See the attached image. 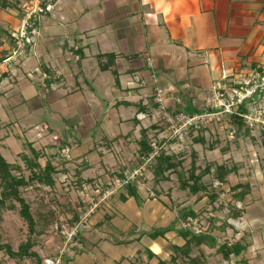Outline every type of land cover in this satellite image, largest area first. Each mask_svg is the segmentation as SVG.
Returning <instances> with one entry per match:
<instances>
[{"label": "crops", "instance_id": "1", "mask_svg": "<svg viewBox=\"0 0 264 264\" xmlns=\"http://www.w3.org/2000/svg\"><path fill=\"white\" fill-rule=\"evenodd\" d=\"M52 6L36 21L31 46L18 52L0 40V154L13 164L18 154L29 155L30 147L43 154L41 167L46 161L53 166L62 162L72 174L79 166L81 178L92 179L100 192L112 178L122 180L126 171L137 168L143 132L146 139L158 134L165 138L156 111L158 92L166 111L194 114L224 76L241 81L242 73L251 74L249 65H264V0H57ZM5 12L0 10L1 17ZM16 15L11 23L19 25ZM138 113L144 114L142 121L136 119ZM216 123L204 132L223 134L229 144L227 150L220 148L222 155L239 156L241 139L239 144L234 137L230 141L225 131L229 125ZM59 146L67 147L68 163ZM198 146H193L195 152ZM59 176L62 181L70 175ZM173 177L177 179L170 174L155 184L146 169L135 184L137 196L124 201L120 196L127 195L126 189L118 186L90 213L93 238L75 263L168 262L172 247L181 248L189 239L180 235L179 225L181 213L191 210L201 219L211 214L216 228L209 232L206 222V230L215 243H240L245 249L224 260L218 245L188 241L186 259L264 264V184L254 185L253 198L238 202L243 208L237 209L239 216L222 219L217 209L221 197L210 205L207 192L182 196L185 191L177 181L168 185ZM213 181L206 175L201 184L215 191ZM155 230L164 231L163 236L150 238Z\"/></svg>", "mask_w": 264, "mask_h": 264}, {"label": "trees", "instance_id": "2", "mask_svg": "<svg viewBox=\"0 0 264 264\" xmlns=\"http://www.w3.org/2000/svg\"><path fill=\"white\" fill-rule=\"evenodd\" d=\"M57 0H46L47 4L54 5V3ZM0 10L6 11V10H14L17 13L20 14L19 19L23 17V10L18 4L17 0H0ZM47 13L45 10L42 14ZM40 14V15H42ZM34 24H36V21L38 20V17L32 18ZM4 34L9 42H14V39L9 35H7L5 32H2L0 29V35ZM1 40V36H0ZM101 57H98V64L101 70H104V66L101 64ZM249 68H251V74L247 77L249 78H255V75L258 76L257 83L261 84L264 83V65L256 67V65H249ZM48 75V74H47ZM227 76L222 78V83L219 82V84L225 86L223 83L227 81ZM231 80V79H230ZM252 80V79H250ZM230 82L231 87L234 89H241L243 90L245 87H250L252 85V82L250 84H247V86H244L242 81H234L231 80ZM208 99V98H207ZM206 99V100H207ZM264 100V86L259 87L255 90V92L248 98L247 100L243 101L242 104L236 108L233 109V112L231 114L221 115L216 122L225 121L229 128H231L234 133V139L237 140L241 136L249 135L250 129L247 128L240 115L243 113H247V109L251 104H255V106L258 107V104L261 100ZM205 100V101H206ZM204 101V103H205ZM203 103V104H204ZM158 108V103L156 104V109ZM141 109H144V107ZM212 111V110H210ZM213 112L217 113L216 110ZM179 113V112H176ZM202 113V110L198 112H194V114L190 115H198ZM223 117V118H222ZM137 119V118H136ZM215 123V121L213 122ZM234 129H233V128ZM149 128V127H148ZM150 128H155V126H151ZM149 128V129H150ZM208 128V125H202L199 129L200 131H206ZM188 137H191L186 141V146L190 147L189 157V168L186 171H183L182 164L185 161L183 156L187 153L183 150V153H171L170 155H167L163 148L166 145L174 143L176 140H170L168 138H164L157 142V155L151 160V163L147 166L146 169H149V172L152 174V178L154 180V183L157 184L158 182H165L168 180V177L170 174H175L177 176L178 181V188L182 191L187 190L188 193L191 196L198 195L200 192H207L208 196L207 199L209 200V204L212 205L216 200L217 197L220 196V194L225 193V187H228V191L226 193H232V196L229 194L230 200L228 201L230 203L231 199L235 200V202H243L244 196L249 191L248 185L244 183H239L236 186H229L226 184L225 177L227 175H230L235 171V168L228 167L225 164L217 165L213 171H211L210 164L205 165L204 168L200 169L196 164V154L195 151L192 149L193 144H199L203 145L204 139L203 136H198L197 134L192 135L191 132L188 134ZM261 139H260V145L263 151V162H264V132H260ZM141 140L138 143L139 149L137 151V163L136 167H140L144 164L145 160L148 158V156L153 153V148L150 147V141L146 139L145 132L142 133ZM212 143V142H211ZM55 145V143H54ZM67 147H58L59 152H65V163L70 160L69 155L66 150ZM206 148L209 150H213L215 148V142L212 144H206ZM29 155L20 153L18 154L17 158L18 161L10 164L7 163L6 160L2 157L0 154V210L6 209V210H15L18 214V216L21 218L23 224L26 228V240L24 243H21L16 251H12L11 247L9 245H1L0 251L4 252L6 256L10 259L16 260L17 262L24 261L26 259H32L36 264H39L40 260L36 252H34L32 249L35 246L36 242L34 240L35 236L40 235L39 231L36 230L37 227L41 224L42 220H45V223H49L51 220H47L44 216L40 217V220L37 221L35 217H33L29 204L26 202V200L23 197V194L26 190H31L41 193L43 189H53L55 188V184L57 183V180L61 179L62 177L59 175H70L69 178H66L65 180H60V183H63L61 185L70 186L76 190H79L81 194H85L88 192L85 188L93 187L95 184H93V180H84L81 178V169L76 167H73L72 174H68V170L64 168L65 164L62 162H59L57 166H53L51 162L46 161L45 165L41 167L38 164V159L43 156L40 152H36L32 150L30 147L28 148ZM65 150V151H64ZM223 153V150H221ZM53 157H56V154L53 155ZM146 172V171H145ZM213 173V178L216 182H218L223 188L219 191H207V188L202 186L201 179L202 177L206 175H210ZM119 179H121L119 177ZM140 179V178H138ZM66 181V182H65ZM64 185V186H65ZM67 188V187H66ZM93 187L92 189H94ZM126 189V196H120L121 201L126 200L128 197H136L137 196V187L134 183L130 182L125 186ZM211 190V188H210ZM234 193V194H233ZM81 199V197H80ZM82 200V199H81ZM11 201L12 204L6 205V202ZM83 203V204H82ZM15 204L18 205V207L15 206ZM81 206H84L85 208H89V204L83 202V200L78 202L77 207L82 211H85L81 208ZM219 210L222 209V203L217 206ZM225 207L229 208V211L227 214L229 217L234 218L241 214V211L235 209L234 205L231 206L229 204H226ZM74 225L77 223H81V220H79L78 215L74 214ZM201 215V214H200ZM199 213H194L191 210H187L181 213V220L185 219L186 217H198L200 216ZM213 218H208L207 224L208 228L210 225V221ZM43 224H41L42 226ZM46 225V224H45ZM207 233V230L204 231L200 235H193L188 231H181L180 235L182 237H189L188 241H191L193 243H201L202 241L207 242L210 246H216L218 245L215 243V239L211 236H209V233ZM78 233V232H77ZM164 231L155 230L151 234H149V237L152 239H156L157 237L163 236ZM77 236V234H76ZM75 239V238H74ZM186 241L185 245L181 248L172 247L173 256L170 257L168 262H160L158 264H178V260L180 258H185V260L181 259V263L179 264H203V261H201L198 257L196 258H187V255L190 252L189 248V242ZM245 247L241 245L240 243L236 244H228L227 241H224L220 243L217 246V252L221 255L222 259L228 260L230 256H238L242 250H244ZM150 254V252L148 253ZM63 258V257H62Z\"/></svg>", "mask_w": 264, "mask_h": 264}, {"label": "rangeland", "instance_id": "3", "mask_svg": "<svg viewBox=\"0 0 264 264\" xmlns=\"http://www.w3.org/2000/svg\"><path fill=\"white\" fill-rule=\"evenodd\" d=\"M17 1H18L19 6L21 3L25 4L24 1H21V0H17ZM16 14L17 12L14 10H6L5 15L3 14V17H1L2 15H0V29L2 30V32H5L8 36L10 35L11 32H13V30H15L18 27V25L11 23V19L17 16ZM40 17L41 16H39V18ZM0 36H1V39H4L5 45H7V43L9 42L8 38L4 34H1ZM10 44L12 46L13 45L15 46L14 42H10ZM244 74L245 73H242L240 75V78H241L240 80L243 82V84L244 82H247L248 80L247 77L249 76L247 75L246 77L244 76ZM238 79H236L235 81H237ZM249 79H254V78H249ZM230 82L232 81L228 80V81H225V83H223L225 85V92L228 94H231L232 89H233L231 87ZM218 84L219 83L217 82L215 85L218 86ZM215 85H213V87H215ZM213 92H214L213 89L210 88V93L213 94ZM214 96H217V95L214 94ZM224 97H227V95H224ZM262 104L263 103H261L260 105L258 104V108L264 111V105ZM203 108H205V105L202 106V110ZM37 130L38 132H40L39 129ZM231 130H232L231 128H228L227 130H225L226 134L227 132L229 133ZM260 132L261 131H259V127H258L255 130H251V132H249V135L242 136V138L239 137V139H241L240 140L241 143L239 144L238 143L239 141L236 140V144H239L238 145L239 152H237L239 153V156H234V155L231 156L229 155V153L228 154L225 153L223 155L221 153L222 152L221 149L224 148L227 150V146L229 144V142L225 140V138L223 137L224 136L223 134L221 135V133L218 134L216 132L208 136L207 132L196 130V134L198 136L202 135L203 139L205 140L204 141L205 144L203 145H199V144L192 145V149L194 145L195 146L199 145L196 148L197 151L195 152L197 166L200 169H202L205 167V165L210 164L211 171H213L217 165H221V164H225L230 168L235 166L234 167L235 171L225 177L226 184H228L231 187L233 185L236 186L239 183L247 184L249 191L244 196L243 201H246V196L253 198L252 197L253 195L251 194L254 193V190H255L253 188L254 185L264 184V174H263L264 173V162H263V151L260 145V139H261ZM161 136L162 134L157 135L156 140L158 142L162 139ZM216 137H217V140H216ZM148 139L153 140V136H150V137L148 136ZM232 139L233 138H230V141H233ZM211 142L212 143L215 142L214 153H211V151L213 150H209V149L207 150L205 148L206 144H212ZM216 143H218L217 146H216ZM236 144H235V147H236ZM171 146L166 145L163 148V150L165 151V149L171 148ZM180 147H182V150L186 151L189 155L190 147L186 146V142H184L182 146L180 145ZM172 148L174 150L178 149L177 146H172ZM189 162H190V157L188 156L186 160L184 161V163L182 164V168L188 169ZM211 175L213 177V173L210 174V177ZM172 179H173L171 181L172 184H168V185H172V186L177 185L176 183L177 179H175V177H173ZM133 183L136 185H139L138 179L135 180ZM61 184L63 183H60L57 180L56 187L53 189L45 188L43 189V191H41V193L36 192V190L34 191L26 190L25 193L23 194L24 199L29 204L30 211L33 217H35L37 221H39L40 217H43V216L47 220L48 219L51 220L49 223H45V220L39 221L43 225L41 226L40 224L39 227L36 228V230L39 231L40 235L35 236L34 240L36 244L32 250L36 252V254L38 255L39 260H40L39 264H46L45 263L46 260H55L57 258V254L56 253L54 254V252H56L58 247L60 248L62 246V242L64 240L63 235L60 233V229L62 227L67 229L69 227H72L75 224L74 214L78 215V218L79 220H81V223L79 224L77 223L78 233L75 239L73 240L74 247L67 246L65 253L63 255V258H59L60 264H76L75 258L79 256L78 252L83 253L85 252V250H88L87 249L89 247L88 243H90V240L92 241V238H93V237L92 238L90 237V227L91 226H89V222H88L90 219L89 209L85 208L84 206H81V208L85 210L81 212V210L77 207L78 202L79 201L81 202L82 200L83 202L87 204V202L85 201L86 196H84V194H81L79 190H76L70 186H66V185L64 186ZM184 191L185 192L180 191L182 196L184 195L186 196V194H188L187 190H184ZM227 191H228V187H225V193L220 196L222 199L221 203L223 207L221 210L218 209V211L222 219L224 218L226 219L225 216L229 214L228 213L229 208L225 207L226 204H229L231 206L234 205V207L239 210L243 209L241 204L238 202H235V200L231 199L230 203L227 201V200H230V197L232 196V193H226ZM229 194L231 195L230 197H229ZM80 197L82 200L80 199ZM10 203L12 204L11 201L6 202V205ZM15 206L18 207L17 204H15ZM200 217L201 216H198L197 218H200ZM207 218H211V217H207ZM202 220H203L204 226L206 227L207 225L206 222L208 219L203 218ZM221 222H223V226H228L225 220L223 221L221 220ZM215 228L216 227L215 225H213V223H210L209 229L207 227L209 232H212ZM95 233L96 232H94V234ZM26 237L27 235H26L25 225L23 224L21 218L18 216L17 212L15 210L1 209L0 210V246L9 245L12 251H16L17 247L21 243L25 242ZM179 263L181 262L178 261V264ZM0 264H36V263L32 259H26L24 261L17 262L16 260L8 258L4 252L0 251Z\"/></svg>", "mask_w": 264, "mask_h": 264}, {"label": "built area", "instance_id": "4", "mask_svg": "<svg viewBox=\"0 0 264 264\" xmlns=\"http://www.w3.org/2000/svg\"><path fill=\"white\" fill-rule=\"evenodd\" d=\"M51 8L52 5L47 4L46 0H29L23 6V17L20 20L18 27L10 33L11 37L14 39L16 51L22 50L26 46L30 45L33 42V38H35L37 34L35 24L31 19H34L35 16L37 17L42 14L44 10L46 12L50 11ZM257 80L258 76L255 75L254 79H248L247 82H244L245 86L252 82L250 87H245L243 90L232 89L231 94L225 92V86H221L220 84H218V86L215 85L213 88V94H211V96L205 101V108H203L202 113L198 115H188L186 113L166 111L162 105L160 93L157 91L156 101L158 103V108L156 111L158 112L159 121L161 119V121H163L166 132L165 138L170 140L175 139L176 141L169 144V146L172 145L178 147V149L174 150L171 146V148L165 149V153L167 155H170L171 153H180L182 151V147H180L179 144L181 145L191 138L188 137L190 132L192 135H195L196 130H199L202 125H209L211 122L216 121L221 115L231 114L233 109L240 106L246 99L250 98L257 88L264 86L263 82L259 84L256 82ZM214 94L217 96H214ZM224 95H227V97H224ZM214 110H216L217 113L213 112ZM240 117L242 118L244 125L250 129V132L258 127L259 131L264 132V111L260 110L254 103L249 106L247 113H243ZM136 118L137 120L142 121L145 116L142 113H138ZM233 133L234 131L231 130L228 133V137L233 138ZM157 142L158 141L154 137L153 140H150V147L154 150L153 153L148 156L142 166L126 171L122 180L112 178L109 182H106L105 190L103 192H100L101 187L99 185V187L96 186L94 189L91 187L85 188L89 192L84 194V196H86L85 201L89 204V213L97 209L99 205L105 204L107 199L116 193L118 186L125 187L128 183H133L138 178H142L144 176L147 166L157 155ZM211 185V188L215 191H219L223 188L216 181L212 182ZM221 195L222 194H220V196ZM208 217H211V214H209ZM77 226L78 225L76 224L75 226L67 229L64 227L60 229V233L64 238L62 246L60 248L58 247L56 250L57 258L55 260H46V264H60L59 258L63 257L67 246L74 247L73 240L77 234ZM179 228L181 231H188L193 235H200L206 230L201 218L190 216L180 221Z\"/></svg>", "mask_w": 264, "mask_h": 264}, {"label": "clouds", "instance_id": "5", "mask_svg": "<svg viewBox=\"0 0 264 264\" xmlns=\"http://www.w3.org/2000/svg\"><path fill=\"white\" fill-rule=\"evenodd\" d=\"M28 1H29V0H28ZM28 1H27V2H28ZM27 2H26V3H27ZM26 3H25V4H26ZM25 4H23L22 7L20 6L22 10H23V6H24ZM52 7H53V6H52ZM51 9H52V8H51ZM50 11H51V10H50ZM50 11H47V12H50ZM39 16H41V15H39ZM39 16H37V17L39 18ZM21 19H22V18H21ZM21 19H20V20H21ZM20 20H19V23H20ZM35 28H36V31H37L36 24H35ZM36 36H37V34H36ZM36 36H35V37H36ZM33 41H34V38H33ZM32 44H33V42H32L30 45H28V46H31ZM28 46H26V47H28ZM15 47H16V46H15ZM26 47H25V48H26ZM22 50H24V48H23ZM22 50H18V52H21ZM246 100H247V99H246ZM163 127H164V126H163ZM164 130H165V127H164ZM232 223H233V222H232ZM205 231H206V230H205Z\"/></svg>", "mask_w": 264, "mask_h": 264}]
</instances>
